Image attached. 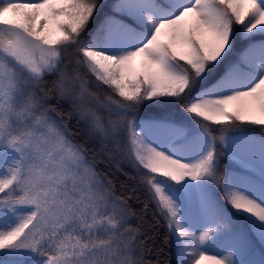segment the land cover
I'll return each mask as SVG.
<instances>
[{
	"label": "snow or ice",
	"instance_id": "obj_1",
	"mask_svg": "<svg viewBox=\"0 0 264 264\" xmlns=\"http://www.w3.org/2000/svg\"><path fill=\"white\" fill-rule=\"evenodd\" d=\"M0 264H264V0H0Z\"/></svg>",
	"mask_w": 264,
	"mask_h": 264
},
{
	"label": "trees",
	"instance_id": "obj_2",
	"mask_svg": "<svg viewBox=\"0 0 264 264\" xmlns=\"http://www.w3.org/2000/svg\"><path fill=\"white\" fill-rule=\"evenodd\" d=\"M106 2H111V0H106ZM77 125L75 124V121H73V130L75 131L77 129ZM73 139L78 142H83V135L82 130L77 135L73 136ZM89 147H93L92 143H89ZM99 170L107 174V176L111 179H113L115 183L116 193L117 195L125 196L133 195V199H130L128 203L132 206L134 210L139 212L143 207V200L145 199V192L142 189H137V191L133 194L131 192V189L134 186L135 181L128 179L126 176L121 175L120 173L114 172V170L110 167H106L104 164H100L98 166ZM233 168V164L230 162L229 158L227 157H221L220 162V169L221 174L228 171L229 169ZM125 171L132 173V169L128 166H125ZM219 191V190H217ZM135 197H139V200H137ZM155 209L150 205L148 214L144 217V220L147 221V224H145V229H147L148 235L156 234V248L162 247V239L165 233V228L163 227V221L161 220L159 223H156V221L159 219L158 217L154 216ZM130 224L135 226L138 224V220L136 218H133L130 221ZM149 224H155V227L148 229ZM151 243V241L149 242ZM152 259H159L162 262H172L174 261V255L171 251H169L168 248H164L162 252H160L158 255L154 252L152 254Z\"/></svg>",
	"mask_w": 264,
	"mask_h": 264
},
{
	"label": "rangeland",
	"instance_id": "obj_3",
	"mask_svg": "<svg viewBox=\"0 0 264 264\" xmlns=\"http://www.w3.org/2000/svg\"><path fill=\"white\" fill-rule=\"evenodd\" d=\"M230 160V159H229ZM230 162L233 164V162L230 160ZM232 170V168L231 169H229L228 171H231ZM208 255H214L215 253L214 252H209V253H207Z\"/></svg>",
	"mask_w": 264,
	"mask_h": 264
}]
</instances>
